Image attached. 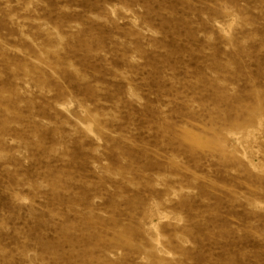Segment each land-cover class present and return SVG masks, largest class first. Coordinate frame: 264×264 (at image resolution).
<instances>
[{
  "label": "rangeland",
  "instance_id": "obj_1",
  "mask_svg": "<svg viewBox=\"0 0 264 264\" xmlns=\"http://www.w3.org/2000/svg\"><path fill=\"white\" fill-rule=\"evenodd\" d=\"M0 264H264V0H0Z\"/></svg>",
  "mask_w": 264,
  "mask_h": 264
}]
</instances>
